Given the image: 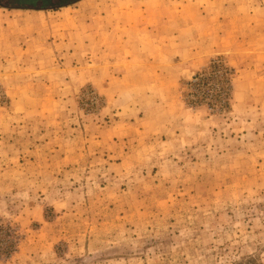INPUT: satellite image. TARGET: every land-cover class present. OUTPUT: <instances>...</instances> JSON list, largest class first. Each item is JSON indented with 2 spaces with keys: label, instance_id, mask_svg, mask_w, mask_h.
Instances as JSON below:
<instances>
[{
  "label": "rangeland",
  "instance_id": "obj_1",
  "mask_svg": "<svg viewBox=\"0 0 264 264\" xmlns=\"http://www.w3.org/2000/svg\"><path fill=\"white\" fill-rule=\"evenodd\" d=\"M0 2V264H264V0Z\"/></svg>",
  "mask_w": 264,
  "mask_h": 264
},
{
  "label": "flooded vegetation",
  "instance_id": "obj_2",
  "mask_svg": "<svg viewBox=\"0 0 264 264\" xmlns=\"http://www.w3.org/2000/svg\"><path fill=\"white\" fill-rule=\"evenodd\" d=\"M13 1H17V2L13 3ZM65 1H74V0H8L9 3L3 6L10 7L12 9H19V8L29 9V8H35L37 6H41L44 8L52 5L53 3L54 4L63 3ZM0 5H2L1 2Z\"/></svg>",
  "mask_w": 264,
  "mask_h": 264
},
{
  "label": "crops",
  "instance_id": "obj_3",
  "mask_svg": "<svg viewBox=\"0 0 264 264\" xmlns=\"http://www.w3.org/2000/svg\"><path fill=\"white\" fill-rule=\"evenodd\" d=\"M82 0H74V1H65V2H63V3H57L58 5H55L54 3L52 4V5H50V6H48V7H41V6H37V7H35V8H33V9H30L29 8V10H40V11H42V10H56V9H58V8H66V7H70V6H72V5H74V4H76V2H81ZM19 9H21V8H19Z\"/></svg>",
  "mask_w": 264,
  "mask_h": 264
},
{
  "label": "water",
  "instance_id": "obj_4",
  "mask_svg": "<svg viewBox=\"0 0 264 264\" xmlns=\"http://www.w3.org/2000/svg\"><path fill=\"white\" fill-rule=\"evenodd\" d=\"M30 9H33V8H30Z\"/></svg>",
  "mask_w": 264,
  "mask_h": 264
}]
</instances>
